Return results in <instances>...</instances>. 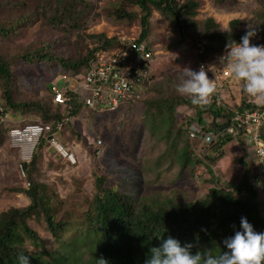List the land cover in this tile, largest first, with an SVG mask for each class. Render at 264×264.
Wrapping results in <instances>:
<instances>
[{
	"label": "trees",
	"instance_id": "16d2710c",
	"mask_svg": "<svg viewBox=\"0 0 264 264\" xmlns=\"http://www.w3.org/2000/svg\"><path fill=\"white\" fill-rule=\"evenodd\" d=\"M42 1L45 4L40 14L49 24H69L71 27H76L77 21L82 18L83 11L76 7V3L81 4L82 0ZM133 2L140 8L138 22L140 31L136 35L138 41L147 43L153 11L168 18L172 25L178 27L182 36L185 35L186 30L195 25L192 18L197 14L199 6L195 0H184L181 3L176 0H134ZM114 15L126 19L133 17L123 10H116ZM26 19L27 17L24 18ZM239 22V20L230 21L229 29L220 31L213 19H207L202 33L194 41L195 43L193 42L195 47L201 44L199 55L204 58L219 52L227 43H240L245 33L236 31ZM17 24V20L8 25L0 24V37L13 34ZM92 37L99 45L88 50L82 57H58L37 49L24 53L19 59L29 65L43 61L55 62L70 78H79L96 51L115 47L120 42L117 37H106L104 34ZM9 65V61L0 57V97H2L0 104L3 107L0 114L11 111L12 117L17 120L16 124L20 125L34 121L52 124L59 121L63 117L60 105H54L50 101L53 108L51 109L41 101L14 99L13 76ZM146 90H154L158 95L142 101L141 114L142 125L148 138L158 145H163L155 160V168L164 166L168 170L171 166L175 167V179H178L186 173L190 177L195 176L196 170L203 166L211 175L210 183L213 187L194 200L182 199L177 191H172L170 194L158 192L134 197L119 191L114 184L106 186L104 176L95 174L96 192L91 199H85L79 205L76 209L79 216L71 222L69 218H65L63 201L57 198L58 195L50 186L37 178L41 152L43 149H50L46 136H43L31 161L26 165L29 186L13 189L17 193L24 194L29 203L24 207H10L0 212V264H19L20 254L29 256V264H96L100 258L105 259L107 264H144L148 249L158 247L162 240L169 236L178 240L181 246L186 243L193 244L191 249L193 254L207 250L216 255L228 251L223 241L241 230V217L247 219L254 231L264 232V215L259 209L257 189L249 182L250 171L245 161L247 150L243 139L236 142L243 151L240 163L244 171L240 181L225 183V187H221L219 178L213 174L211 167L206 165L202 156L194 152V147L199 144L198 140L191 139L187 133L188 125L194 121L218 129L227 124L233 110L254 109L261 104L242 96L239 103L227 105L230 108L226 110L216 105L217 95L214 93L211 101L201 107L192 105L191 99L187 96L161 95L159 86L155 84L147 85ZM240 90L242 92V87ZM63 92L65 95H74L69 89ZM179 107H186L194 112L183 122H178ZM81 109V104H77L71 112V118ZM216 118H220L222 123H216ZM14 125L8 121L0 125V145L5 137L7 139V130ZM66 125L70 126L69 121L64 123L63 129ZM62 130L56 134L57 138L61 136ZM230 142H234L231 137H220L215 145L208 146L211 154L204 155L205 159L214 163ZM200 144L204 145L201 142ZM65 163L69 164L67 161ZM32 222L43 224L58 247L63 248L62 251L56 249L54 253L49 252L44 239L34 229ZM71 228L75 229V236L68 240L64 239L63 234ZM27 245L36 251L27 249ZM80 248L89 258L84 260L83 253L81 257L74 256L73 251Z\"/></svg>",
	"mask_w": 264,
	"mask_h": 264
},
{
	"label": "rangeland",
	"instance_id": "374dc122",
	"mask_svg": "<svg viewBox=\"0 0 264 264\" xmlns=\"http://www.w3.org/2000/svg\"><path fill=\"white\" fill-rule=\"evenodd\" d=\"M82 1L81 4L76 3V7L83 11L82 18L77 21L76 27H71L69 24L47 23L40 14L45 4L42 0H0V24L8 25L18 21L13 34L0 37V57L10 62L14 85L12 95L16 101H41L53 109L50 102L51 86H58L60 90L75 86L76 78L66 75L55 62L25 64L19 59L24 53L41 49L53 56L78 58L99 45L92 37L94 35L104 34L122 41V37H132L139 33L140 8L134 0ZM176 1L181 3L184 0ZM195 1L199 3L197 14L192 18L195 25L186 30L184 36L168 18L156 11L152 12L147 44L155 52V56L148 85L159 86L161 95H179L176 85L180 82L183 68L190 67L193 71H199L204 66L209 79L220 84L216 95L224 105H235L242 96L256 102L253 97L241 92L242 82L235 78L215 77L227 65L226 60L220 62L219 59L225 53L226 46L219 52L202 58L195 52L194 41L202 33L205 21L211 18L220 31H227L229 22L233 20L240 21L236 27L237 32L246 33L248 25H253L257 35L250 43L264 45V0ZM116 10L128 12L133 17L117 18L114 15ZM154 97H158L156 91L145 89L138 98L123 103L114 111L97 112L82 108L69 120L70 126L62 128L61 136L57 138L74 154V165L66 164L52 149L42 150L37 178L50 186L58 195L57 198L63 201L65 218L73 222L79 216L76 210L79 205L85 199L92 198L96 192L95 174L104 176L106 186L114 184L119 191L134 197L177 191L182 199L194 200L213 187L210 183L211 175L203 166L196 170L195 176L190 177L186 173L178 179H175V167L171 166L168 170L164 166L155 168V160L163 145L148 138L141 118L142 101ZM193 112L189 108L179 107L178 122H183ZM6 114L7 121L16 124L17 120L12 117V112ZM207 120L209 121V117ZM98 140L101 144L97 143ZM198 142L194 152L202 156L206 165L211 167L213 174L219 178V186L225 187V183L240 181L244 167L240 163L243 151L238 144L228 143L220 158L210 163L204 156L211 154L210 146L201 145L199 140ZM247 156L245 161L251 171L252 159ZM25 185L26 182L19 178L17 171V152L5 137L0 145V212L10 207H24L29 203L24 194L13 190L27 188ZM257 201L261 214L264 215V187L257 189ZM31 224L44 239L49 252L54 253L56 249L62 251L63 248L58 247L43 224ZM74 230L69 229L63 234V238H73ZM26 248L36 251L28 245ZM73 252L75 257H81L83 253L81 248ZM87 258L89 256L83 253V259Z\"/></svg>",
	"mask_w": 264,
	"mask_h": 264
},
{
	"label": "built area",
	"instance_id": "2783aa9c",
	"mask_svg": "<svg viewBox=\"0 0 264 264\" xmlns=\"http://www.w3.org/2000/svg\"><path fill=\"white\" fill-rule=\"evenodd\" d=\"M121 39L117 46L94 53L84 73L75 79V86L63 90L51 86V102L62 108L63 117L59 121L54 124L26 122L15 124L7 130L9 145L17 152L18 174L26 182V187L29 186L26 165L31 161L43 136H46L49 148L55 154L70 165L76 164L74 154L58 141L56 134L71 119V112L77 104L97 112L114 111L119 105L138 98L147 88L152 76L151 65L155 52L146 42L138 41L136 36ZM195 52L201 53V44L195 47ZM215 77L234 78L229 75L227 65ZM215 83L219 88L220 84ZM65 89L71 90L74 95H65ZM216 105L226 110L230 108L221 102L218 95ZM7 120L6 113L0 114V124ZM215 122L222 123L220 118H216ZM187 133L191 139L199 140L206 146L215 145L222 136L231 137L235 143L243 139L247 157L252 159L249 182L257 189L264 187V105L244 111L233 110L227 124L218 129L194 121L188 125ZM97 143L101 144V141Z\"/></svg>",
	"mask_w": 264,
	"mask_h": 264
},
{
	"label": "clouds",
	"instance_id": "9594fccd",
	"mask_svg": "<svg viewBox=\"0 0 264 264\" xmlns=\"http://www.w3.org/2000/svg\"><path fill=\"white\" fill-rule=\"evenodd\" d=\"M256 28L249 24L240 43H227L220 62L227 61L228 73L242 82V91L264 105V45H252ZM214 80L209 79L204 66L199 71L184 67L176 91L191 99L194 106H206L216 92ZM257 189V188H256ZM240 231L226 238L223 244L228 251L220 254L191 252L193 244L181 243L168 237L158 247H150L144 264H264V232H256L245 217L240 218ZM19 264H29V256L20 254ZM97 264H107L103 258Z\"/></svg>",
	"mask_w": 264,
	"mask_h": 264
}]
</instances>
